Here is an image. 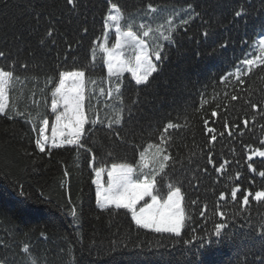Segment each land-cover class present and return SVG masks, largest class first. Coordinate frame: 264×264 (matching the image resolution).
I'll return each instance as SVG.
<instances>
[{
	"label": "trees",
	"instance_id": "1",
	"mask_svg": "<svg viewBox=\"0 0 264 264\" xmlns=\"http://www.w3.org/2000/svg\"><path fill=\"white\" fill-rule=\"evenodd\" d=\"M113 2L120 6L124 28L140 37L146 29L140 27L142 22L147 26L148 23L155 25L159 19L167 20L173 13L184 15L188 11V3H194L200 14L184 26L189 29L186 35L182 27L177 29L178 35L174 34L176 42L151 78L152 87L144 91L135 90L134 85L128 90L122 86L123 95L119 99L115 93L113 98L106 95L109 84L105 54L100 48L104 42L101 11L107 10L99 0H87L78 14L62 11L63 0H59L56 4L59 14L55 17L60 21L56 24L57 43L49 45L50 51L40 49L39 40L52 19L43 14L41 6H51L53 0H8L9 7L0 6V47L19 45L43 51L45 58L39 61V66L46 71L49 66L64 70L55 63L57 48L63 53L75 49L76 68L85 70L86 81H95L87 85L93 105L88 114L92 118L99 115L104 120L103 125L96 126L102 131L87 133L88 144L97 153L94 164L92 153L87 154L88 163L105 168L103 175L106 180L107 169L112 163L136 166L140 153L149 144L160 143L161 136L166 137L164 142L169 159L165 170L157 176L158 182L163 178L161 194L166 193L168 182L180 186L185 204L192 199L197 200V205L186 208V215L190 211L196 215L193 209L206 206L207 214L213 216L219 204L230 225L223 230L228 233L225 239L218 240L212 236L214 243L206 238L204 247H192L197 260L203 259L200 252L210 247L214 253L208 257L211 264H260L264 259V236L259 234L260 226L264 224V201L257 202L250 197L249 204L244 206L240 201L244 190L254 193L264 189V178L258 175L260 170H264V164L260 162L261 158L254 159L257 173L249 172L244 149L245 144L264 147L260 144V140H264V128L261 127L264 125V113L259 112V108H264V64L252 67L247 75H243V84L237 83L234 75L229 77L228 85L221 84L220 78L229 72L234 73L237 66L245 68L238 61L258 53L257 37L264 34V0ZM26 4H34L35 10L42 12L39 24L32 9H25ZM149 4L156 9L155 12L149 10ZM240 6L247 9V15L234 18V11ZM175 14L172 17H176V22L179 15ZM84 27L89 29L87 33L83 31ZM205 28L211 33L206 39L201 34ZM114 39L112 35L107 46L113 45ZM149 44L155 47L152 39H149ZM0 68L11 70L12 62L5 64L0 61ZM37 71L36 62L32 63L28 73L16 67L9 107L30 113L38 127L41 117L47 116L51 123L54 120L50 104L56 78L53 84H47V78L37 75ZM130 82V75H125V83ZM101 87L105 94L100 93ZM232 95L237 96L235 101L231 99ZM249 101L257 103V111L252 110ZM129 107L132 109L129 127L136 134L125 141L112 134L107 124L121 108L125 110L123 115L127 120ZM213 111L217 112L216 117L211 115ZM206 120L208 126L217 129V141L212 144L208 143L211 134L205 132ZM244 120H248L247 126ZM168 122L177 124V127L165 132ZM225 123L233 136L229 137L227 132L225 136H219ZM123 124L124 121L121 125H113V128L119 129ZM236 124L239 127H232ZM36 135L31 131V125L23 120L17 123L0 117V214L10 217L17 229L9 231V226L0 220V225H3L0 226V241L6 242L0 244V264H27L28 254L20 252L25 242L42 254L46 264H77V261L78 264H186L190 258L186 246L157 247L154 234L138 233L128 222L130 217L109 218L104 214L97 218L91 211L96 208L95 186L91 184L94 172L92 167L86 166V154L83 150L78 153L72 148H61L53 149L51 156L42 155L34 151ZM25 149L32 152L31 157L25 154ZM209 149H212L211 154L217 164L224 159L232 161L225 172L218 174L212 165L207 164ZM203 168L209 171L205 172ZM65 170L69 173L67 177L64 176ZM238 171L239 180L235 178ZM19 185H23L30 199L20 198ZM237 185L241 186V192L233 202L230 193ZM158 187L161 184L158 183ZM221 192L226 193L224 201H219ZM69 199L78 209L84 210L80 231H74L70 223L71 217L67 213L72 205ZM200 219L196 215V220L186 226L189 236L193 235L191 227H196L199 232L206 226L212 231V222L198 223ZM214 219L219 221V216ZM39 230L46 231L49 239L43 240ZM113 241L119 246L110 251ZM141 242L145 246L136 247ZM125 244L127 247L123 246Z\"/></svg>",
	"mask_w": 264,
	"mask_h": 264
},
{
	"label": "snow or ice",
	"instance_id": "2",
	"mask_svg": "<svg viewBox=\"0 0 264 264\" xmlns=\"http://www.w3.org/2000/svg\"><path fill=\"white\" fill-rule=\"evenodd\" d=\"M59 0H53V5L41 6L43 14L51 17L44 29V34L39 40L40 49L44 51H50V44L57 43L56 37V24H59V20H55V17L59 14L56 4ZM103 4V8L107 11H101L103 19V40L104 45L100 48L105 54V64L108 77L109 87L106 91V95L109 98H113V93L116 94V98L119 99L123 95L121 92L122 86L128 90L135 87V90L144 91L152 87L154 74L158 72L159 64H162L164 59L167 57L169 50L176 42V35L178 28H183V32L186 35L189 32L187 26L191 23L193 17L200 15L197 13L194 3H188V11L184 15H179V19L173 23V19L170 18L166 21V24L160 26L161 29H156L159 32V36L156 37L157 41H163L166 43H155V47L152 44H147L144 40L138 39L132 31H121L119 26V21L121 19L120 6L113 2V0H99ZM87 3V0H63L62 11L69 12L71 14H78L83 6ZM0 6L4 8L9 7L8 0H0ZM25 9H32L34 18L39 24L42 12L36 11V6L34 4H26ZM149 10L155 12L156 9L152 7L151 4L148 5ZM184 6H181L183 11ZM115 13V14H114ZM247 15V9L244 6H240L234 11V18H241ZM55 21V22H53ZM115 27V45L111 50L108 49V31L109 29ZM144 28V25H140ZM203 28V24L201 25ZM211 27V25H209ZM79 31V29H77ZM83 31L87 33L89 29L87 27L83 28ZM152 28L144 30L143 37H149ZM206 39L211 35L210 31L205 28L201 33ZM125 44H128L132 49L134 55L130 58H124V53L121 49ZM259 45L261 52H264V36L260 37ZM226 46V45H225ZM71 48V45H68ZM151 48L152 51H148ZM77 53L75 49H71L70 53H63L59 48H57V56L54 58L55 63L59 65L60 68L64 70H59L58 68H52L49 66L46 71L44 68L39 66V61L44 59L43 51H38L31 47H0V61L7 64L8 61L12 62V69L5 70L0 68V117H4L7 120H12L19 122L23 120L25 124L31 125V131L35 132L37 135L34 139V151H38L42 155L51 156L53 155V149L61 148H72L77 150H83L85 155L86 166L92 167L94 172V178L91 179V184L95 186V209L91 211L95 212L97 218L106 214L109 218L112 217H130L128 221L131 225H134L138 233H150L154 234L155 245L157 247H168L175 246L177 244L186 246L187 251L190 253V258L186 261V264H211L208 257L212 256L214 253L211 248H207L206 251L200 252V256L203 259L197 260V254L192 252V247L200 249L205 246V239L207 238L211 241L212 236H215L218 240H223L228 236V233L223 231L229 228L228 219H226V213L220 210V205L217 204L213 216L207 214V207H197L193 209L196 215L201 219L198 223H206L211 221L213 224L212 231H209L207 227H201L200 231H197L196 227H191L190 231L193 235L189 236L188 232L185 231L186 226L191 221L196 220V215H192L190 211L186 215V208L190 205H197V200L192 199L189 204H185V197L182 194V189L180 186H175L173 183L168 182L166 185V193H162L163 188V178L161 181H157V176L159 173L164 171V161L169 159L168 156L160 157L161 148L156 147L153 144H149L148 148H156L155 152L151 153V158L158 167L152 168L150 171L143 172L142 174H136V170L126 163H112L111 167L107 169V180L102 182V174L105 172L103 167H94L93 164L97 160V153L94 149L89 146L88 139L86 138L88 132L93 130L102 131L103 129H97V125H103L104 120L96 116L92 118L88 113L93 110V105L91 104V95L88 93L87 85L88 83H95V81H86L85 70L81 68H76L74 63ZM95 56V53H93ZM154 57V59H153ZM73 61V63H69ZM33 62L37 64V75H44L47 84H53L54 78L56 82L54 83L53 90H51V113L54 114L55 121L51 126V136L47 134L49 129V118L47 116L40 118V124L37 127L30 113L16 109L15 107L10 108L8 104V93L7 89L9 83L13 80L14 71L16 67L19 66L25 70L26 73L31 71V65ZM239 65L246 66L241 68L236 67V71L229 72L220 78V83L228 85L230 83L229 77L235 76L236 82L243 84L244 81L241 79L243 75H247L251 71L254 65L264 64V55L260 57L248 58L247 56L238 61ZM83 67V65L81 66ZM76 68V70H70ZM130 74L131 82L125 83V74ZM19 79V76L16 77ZM101 94H105V89L101 87L99 89ZM231 99L235 101L237 99L236 95H232ZM86 100L88 101L86 105ZM34 103L36 101H33ZM250 107L255 112L257 111V103L249 101ZM124 109L121 108L117 111L114 116L108 121L107 127L112 132V134L118 136L120 139L127 141L129 137L135 136V131L131 130L129 125L132 119L131 112L132 109L129 107L127 109L128 119L124 118ZM259 112L264 113V108H259ZM213 117L217 116V112L213 111L211 113ZM255 119V117H253ZM122 121L124 124L121 128H113V125H121ZM245 126L248 124V120L243 122ZM86 126H90L86 129ZM177 124L168 122L164 131L167 132L169 129L176 128ZM232 127H239L238 124ZM264 128V125H261ZM125 129H128L125 132ZM205 132L206 134H211V138L208 141L209 144L217 141V129L215 127L208 126V121H205ZM225 132L229 137L233 136L234 133L230 130L227 123L224 124V131L219 132V136H225ZM243 135V133H241ZM166 137L161 136V141H165ZM51 141V142H49ZM260 144L264 145V140H260ZM247 161V169L251 173H257V167L254 163V158H261V163L264 164V147H253L251 145H244ZM92 153L93 164L88 163L87 154ZM212 149H209L207 156V164L212 165L215 168L216 173L220 174L226 171V166L232 161L224 159L222 162L217 164L212 156ZM25 154L29 157L32 156V152L25 149ZM146 152L140 153V160L143 162L145 160ZM101 162L103 159L101 158ZM239 163V161H236ZM199 167V165H197ZM203 171H209L207 168H203ZM69 175L68 171H64V176ZM142 175V178H141ZM259 177L264 178V170L258 172ZM7 178V175H5ZM237 180L240 179L239 171L236 173ZM158 183L161 187H158ZM241 192V186L237 185L232 188L230 196L231 201H237V195ZM18 195L22 200L30 199L26 195L23 185L18 187ZM252 197L255 201H264V189L255 191L244 190L242 193V200L240 201L241 206L249 204V198ZM226 199V193L221 192L219 194V201H224ZM69 204L72 205L68 211V215L71 217V225L74 231L81 230V221L83 218V209L76 205H73L71 199H69ZM98 210V211H97ZM215 216H219V221L214 219ZM230 219V218H229ZM0 220L3 221L4 225L9 226V231L15 232L16 226L12 219L6 215L0 214ZM3 226V225H0ZM259 234L264 236V224L260 226ZM39 236L43 240H48L49 237L44 230H39ZM187 237V238H185ZM119 239V236L116 238ZM215 242V241H211ZM6 243L0 241V244ZM119 245L113 241V247L110 251H115L116 247ZM127 247V245H123ZM145 246L144 242L136 244V247ZM92 249H89L91 254ZM22 254H28L27 264H46V260L43 258L42 254L35 251L33 247L30 246L28 242H25L20 248ZM78 264V261H77ZM260 264H264V259L260 260Z\"/></svg>",
	"mask_w": 264,
	"mask_h": 264
},
{
	"label": "rangeland",
	"instance_id": "3",
	"mask_svg": "<svg viewBox=\"0 0 264 264\" xmlns=\"http://www.w3.org/2000/svg\"><path fill=\"white\" fill-rule=\"evenodd\" d=\"M114 14H115V13H114ZM173 14H175V13H173ZM173 14H172V15H173ZM120 15H121V19H120V21H119V26L121 27V31H122V32H123V31H132V30H130L129 28H124V26L122 25V22H123V18H124V17H123V15H122L121 11H120ZM172 15H170L171 17L169 16V18H167V20L170 19V18H172V19H173V23H175V18H176V17H172ZM175 15H176V14H175ZM173 16H174V15H173ZM167 20L159 19V20H158L159 22L156 23L155 25H153V23H148V26L146 25L145 22H142L141 24L144 25V28H146L145 30H147L148 28H152V29H153V31L150 32L149 37H140L139 35H137V34L134 33L133 31H132V32H133L134 35H136V36L138 37V39H142V40H144L147 44H149V39H152V40L154 41V43H163L162 41H157V40H156V37L159 36V32H157L156 29L163 30V29L160 28V26H161L162 24H166V21H167ZM112 35H114V36L116 35V33H115V27L109 29V31H108V42L111 40ZM103 45H104V42H103L102 46H103ZM114 45H115V39H114V43H113V45H111V46H107V47H108L109 50H111L112 48H114ZM257 49H258V53H257V54H254V55H252V56H250L249 58H253V57H257V58H258V57L264 55V52H261L260 47H258ZM121 51H123V53H124V58H130V57H132V56L134 55V53H133V49H132L128 44H125L124 47L121 49ZM148 51L151 52L152 49L149 48ZM153 59H154V57H153ZM254 66H257V65H254ZM254 66H253V67H254ZM245 67H246V66H245ZM125 75H130V74H127V73H126ZM13 81H14V80H12V81L9 83V87H8V89H7V93H8V104L10 103V90L12 89L11 85H12ZM113 94H114V93H113ZM113 97H114V95H113ZM53 116H54V114H53ZM54 121H55V117H54V120H53L52 123H51V121H49V129H48V132H47V134L49 135V137L51 136V126H52V124L54 123ZM49 142H51V141H49ZM153 145H155L156 147H160V148H161V152H160V157H161V158H162L163 156H168L167 153H166V145H165V142H164V141H163V142H160V143L153 144ZM155 150H156L155 147L149 149L148 146L143 150V152H146V153H147V155L145 156V160H144L143 162H141V160H140L139 163H138V165H136V166H132V167L136 170V174L139 175V174H142L143 172L150 171V170H151L152 168H154V167H158V165L155 164V163L153 162L152 158H151V153L155 152ZM257 158H258V157H257ZM257 158H254V159H257ZM167 161H168V160H167ZM167 161H164V164H165L164 170H165V168H166ZM159 174H160V173H159ZM141 178H142V175H141ZM101 179H102V182H106V180H107V179L105 180L103 174H102Z\"/></svg>",
	"mask_w": 264,
	"mask_h": 264
}]
</instances>
